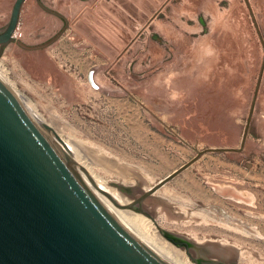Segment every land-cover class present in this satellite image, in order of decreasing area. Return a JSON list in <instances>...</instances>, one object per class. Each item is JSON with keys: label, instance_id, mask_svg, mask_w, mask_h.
Here are the masks:
<instances>
[{"label": "rangeland", "instance_id": "rangeland-1", "mask_svg": "<svg viewBox=\"0 0 264 264\" xmlns=\"http://www.w3.org/2000/svg\"><path fill=\"white\" fill-rule=\"evenodd\" d=\"M15 1L0 0V29ZM40 1L68 29L44 46L67 22L27 0L0 75L60 140L80 143L94 173L129 203L118 186L147 191L200 151L240 149L264 62L245 0H128L141 26L130 41L114 31L124 25L103 7L107 0ZM249 1L264 41V0ZM94 22L125 44L115 58L74 25L109 44ZM144 208L153 219L128 211L196 243L232 246L239 264H264V71L243 151L207 153Z\"/></svg>", "mask_w": 264, "mask_h": 264}, {"label": "water", "instance_id": "water-1", "mask_svg": "<svg viewBox=\"0 0 264 264\" xmlns=\"http://www.w3.org/2000/svg\"><path fill=\"white\" fill-rule=\"evenodd\" d=\"M26 1H15L9 23L0 29V55L7 46L17 41L16 33ZM107 1L100 3L115 20L124 25H114V31L130 41L141 26L128 13H140L139 9H134L128 0H117L118 3ZM245 1L264 46L251 3ZM38 3L47 12L67 22L59 12L45 7L40 0ZM68 25L67 22L63 31L44 46L58 41ZM74 25L110 58H115L118 50L125 46L111 31L100 25L97 27L95 22L94 26L109 44L99 40L95 33L90 34L85 25L84 29L77 23ZM19 44L26 48L23 43ZM262 73L240 149L200 151L189 163L147 191H141L139 187L118 186L121 193L133 198L132 203L121 208L153 219V215L144 208L145 202L204 155L241 153L249 134ZM93 75L89 74V82L96 87ZM78 167V161L69 155L57 134L40 123L21 98L0 78V264H169L105 205L80 174ZM89 181L96 187L91 178ZM162 231L167 240L185 248L195 264H224L221 256L210 253L209 244H199L187 237ZM211 257H218L220 261ZM231 264L239 263L234 258Z\"/></svg>", "mask_w": 264, "mask_h": 264}, {"label": "bare ground", "instance_id": "bare-ground-1", "mask_svg": "<svg viewBox=\"0 0 264 264\" xmlns=\"http://www.w3.org/2000/svg\"><path fill=\"white\" fill-rule=\"evenodd\" d=\"M0 78L8 85L9 82L7 83L4 80L3 76L0 75ZM92 78H93V82L97 84L94 75L92 76ZM10 88L12 89V87ZM26 106L30 111L34 113V115H36L40 123L45 124L43 120L40 118V116L36 113L35 109L30 104H26ZM61 142H63L64 145L67 147L69 155H71L73 158H75L78 161L79 164L78 171L80 172V174L87 180V182L90 184L92 189L99 196V198L105 203V205L130 228V231H132L142 242H144L150 249H152L155 253L161 256L169 264H194L189 260V258L186 256L184 252L177 249L176 247H174L173 245H171L170 243H168L163 239L164 235L162 230L164 229L158 223L155 222L153 223L139 214H135L133 212L121 208L122 206L128 205L129 202L124 197L119 195V193H117L116 190L110 188L111 186H108V183L106 181L102 180L94 173L93 169L88 165L87 161L85 160L84 155L79 152L78 145H80V143H76L77 141H74V143L71 142L72 144H70L63 140H61ZM82 170H84L87 175ZM89 178H91L94 181L96 187H94L90 183ZM163 194L169 198L171 197L172 199L177 198L175 195L169 196L167 191H164ZM235 198L237 200H242L240 198L238 199L237 197ZM154 201H156V203H154ZM154 201L153 203L156 205L160 202L159 200H154ZM166 213L168 214V212ZM199 216H201L202 219H205L207 217V214L202 213L200 215L199 213ZM207 244H209L208 249L210 253L221 256V258L223 259H224L223 256H225L226 258H228L227 261H229L230 258L232 257L234 251L233 248H231L232 246L227 248L226 247L220 248L219 246L215 245V243L214 244L207 243ZM243 251L244 250H242V252ZM246 256L245 253L243 252L242 258H246Z\"/></svg>", "mask_w": 264, "mask_h": 264}, {"label": "flooded vegetation", "instance_id": "flooded-vegetation-1", "mask_svg": "<svg viewBox=\"0 0 264 264\" xmlns=\"http://www.w3.org/2000/svg\"><path fill=\"white\" fill-rule=\"evenodd\" d=\"M213 260H216V259H213ZM234 260V257H231L229 261H224V264H231V262ZM239 263V261H238Z\"/></svg>", "mask_w": 264, "mask_h": 264}, {"label": "crops", "instance_id": "crops-1", "mask_svg": "<svg viewBox=\"0 0 264 264\" xmlns=\"http://www.w3.org/2000/svg\"><path fill=\"white\" fill-rule=\"evenodd\" d=\"M96 80V79H95ZM96 83H97V81H96Z\"/></svg>", "mask_w": 264, "mask_h": 264}]
</instances>
